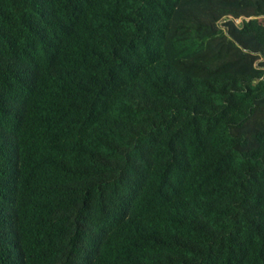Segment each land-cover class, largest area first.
<instances>
[{"label": "trees", "instance_id": "trees-1", "mask_svg": "<svg viewBox=\"0 0 264 264\" xmlns=\"http://www.w3.org/2000/svg\"><path fill=\"white\" fill-rule=\"evenodd\" d=\"M0 264H264V0H0Z\"/></svg>", "mask_w": 264, "mask_h": 264}, {"label": "rangeland", "instance_id": "rangeland-1", "mask_svg": "<svg viewBox=\"0 0 264 264\" xmlns=\"http://www.w3.org/2000/svg\"><path fill=\"white\" fill-rule=\"evenodd\" d=\"M234 24L237 26V24H239V21H236ZM234 24L232 25V28L234 27Z\"/></svg>", "mask_w": 264, "mask_h": 264}]
</instances>
